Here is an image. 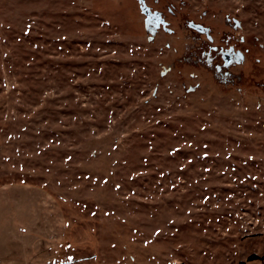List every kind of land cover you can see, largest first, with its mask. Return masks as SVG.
<instances>
[{"label": "rangeland", "instance_id": "obj_1", "mask_svg": "<svg viewBox=\"0 0 264 264\" xmlns=\"http://www.w3.org/2000/svg\"><path fill=\"white\" fill-rule=\"evenodd\" d=\"M145 4L170 31L138 0H0V186L60 205L51 264H264V0Z\"/></svg>", "mask_w": 264, "mask_h": 264}, {"label": "crops", "instance_id": "obj_2", "mask_svg": "<svg viewBox=\"0 0 264 264\" xmlns=\"http://www.w3.org/2000/svg\"><path fill=\"white\" fill-rule=\"evenodd\" d=\"M65 234V216L46 189L25 182L0 186V264H51Z\"/></svg>", "mask_w": 264, "mask_h": 264}, {"label": "flooded vegetation", "instance_id": "obj_3", "mask_svg": "<svg viewBox=\"0 0 264 264\" xmlns=\"http://www.w3.org/2000/svg\"><path fill=\"white\" fill-rule=\"evenodd\" d=\"M144 2H145V0H144ZM151 9V8H150ZM152 10V9H151ZM152 11H157V10H152ZM161 15V14H160ZM162 16V15H161ZM163 18V17H162ZM164 19V18H163ZM165 20V19H164ZM166 21V20H165ZM167 21H166V25H165V28H164V26L162 25V23H157V22H155L154 20L152 21H150V23H149V28H151V27H154L155 25H157L158 24V27H156V31L159 29V28H163V29H165V30H168V31H170L168 28H167ZM190 23L191 22H189V24H188V26H189V28L191 29V30H194V31H196V32H198V33H200V34H204L205 36H206V38H207V41L208 42H212L213 41V38L210 36V34L208 33V29L207 28H205V27H203L202 25V27H203V31H198L197 29H195V28H193V27H191L190 26ZM192 23H194V22H192ZM194 24H197V23H194ZM200 25V24H199ZM144 27H145V22H144ZM146 29V28H145ZM147 30V29H146ZM155 34H156V32H155ZM242 41H243V38L241 37V36H239V38H238V44H236V43H231V44H229L228 45V47H226V48H219L218 50H217V46L216 45H213L212 46V48H213V50L214 51H217L218 53H219V55H220V58H221V60H222V64H223V67L224 68H228V67H230L231 65H234V64H238L239 62H241L242 60H243V58H244V53L242 52V50H241V48H240V45H241V43H242ZM240 54H242V57H241V55Z\"/></svg>", "mask_w": 264, "mask_h": 264}, {"label": "water", "instance_id": "obj_4", "mask_svg": "<svg viewBox=\"0 0 264 264\" xmlns=\"http://www.w3.org/2000/svg\"><path fill=\"white\" fill-rule=\"evenodd\" d=\"M139 4H140V10L141 12L145 15V28L147 29V31L150 33L149 39H151L155 32H156V27H158V24L155 25L154 27L149 28V23L150 21L154 20L157 23H162V25L165 28L166 25V21L162 18V16L160 15V13L158 11H152L150 9V7L148 5L145 4L144 0H138ZM190 26L197 29L198 31H203V27L199 24H194V23H190ZM242 57V54H240Z\"/></svg>", "mask_w": 264, "mask_h": 264}]
</instances>
